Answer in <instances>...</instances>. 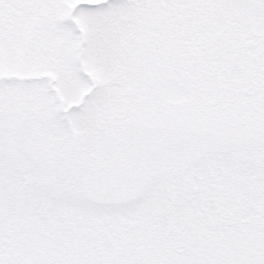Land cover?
<instances>
[{
	"label": "snow or ice",
	"instance_id": "obj_1",
	"mask_svg": "<svg viewBox=\"0 0 264 264\" xmlns=\"http://www.w3.org/2000/svg\"><path fill=\"white\" fill-rule=\"evenodd\" d=\"M0 264H264V0H0Z\"/></svg>",
	"mask_w": 264,
	"mask_h": 264
}]
</instances>
